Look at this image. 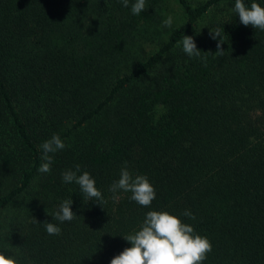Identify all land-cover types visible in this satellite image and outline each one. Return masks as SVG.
<instances>
[{
  "label": "trees",
  "instance_id": "obj_1",
  "mask_svg": "<svg viewBox=\"0 0 264 264\" xmlns=\"http://www.w3.org/2000/svg\"><path fill=\"white\" fill-rule=\"evenodd\" d=\"M132 3L0 0V251L18 264H109L164 210L210 240L203 264H264V31L240 23L235 0H146L139 15ZM183 35L206 65L177 46ZM53 134L66 147L42 174ZM77 164L106 202L62 180ZM124 166L155 188L150 207L111 198ZM69 199L76 216L61 223Z\"/></svg>",
  "mask_w": 264,
  "mask_h": 264
},
{
  "label": "clouds",
  "instance_id": "obj_2",
  "mask_svg": "<svg viewBox=\"0 0 264 264\" xmlns=\"http://www.w3.org/2000/svg\"><path fill=\"white\" fill-rule=\"evenodd\" d=\"M120 3L124 7L129 6V0H120ZM146 9V0H134L131 4L133 15H139ZM233 11L239 15L240 23L245 27L251 25L254 29L264 31V7L255 0L250 7L245 4L244 0H235ZM172 24L171 16L163 21L164 27H171ZM209 35L217 41L216 51L212 54L216 57L223 56L225 49L222 48L224 40L220 29L210 31ZM181 45L188 57L199 58L205 65L207 64V56L202 55L193 36L183 35L177 46ZM65 147V143L58 134H53L50 139H46L40 145L42 163L38 171L42 174L49 173L53 163L52 154ZM62 180L65 183L77 184L88 200L106 202L102 192L96 187L95 179L89 172H81L79 164L75 165L74 170H65L62 173ZM108 190L112 193L111 198L114 201L119 199L120 191L131 193L130 199L143 207H150L156 198L155 188L147 176L133 174L127 166L120 169L119 178L111 183ZM71 204V199L62 201L53 218L61 223L71 222L76 216L70 207ZM181 215L195 219L194 214L187 209ZM33 219L36 221L34 217ZM45 229L49 235H60L61 233V228L51 222L45 224ZM123 238L131 246L124 248L118 255H114L109 264H203L207 254L212 251V244L207 237L197 234L191 224L182 222L178 216L164 210L148 211L139 230ZM0 264H18V260L0 251Z\"/></svg>",
  "mask_w": 264,
  "mask_h": 264
},
{
  "label": "rangeland",
  "instance_id": "obj_3",
  "mask_svg": "<svg viewBox=\"0 0 264 264\" xmlns=\"http://www.w3.org/2000/svg\"><path fill=\"white\" fill-rule=\"evenodd\" d=\"M193 1H195V0H193Z\"/></svg>",
  "mask_w": 264,
  "mask_h": 264
}]
</instances>
